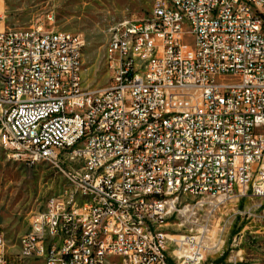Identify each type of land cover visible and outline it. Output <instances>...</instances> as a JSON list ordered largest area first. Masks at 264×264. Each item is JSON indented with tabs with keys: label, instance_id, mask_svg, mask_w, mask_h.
<instances>
[{
	"label": "built area",
	"instance_id": "built-area-1",
	"mask_svg": "<svg viewBox=\"0 0 264 264\" xmlns=\"http://www.w3.org/2000/svg\"><path fill=\"white\" fill-rule=\"evenodd\" d=\"M53 25L0 14V148L65 181L15 253L0 230V264H202V208L264 200V0H154L109 29L92 90L83 37Z\"/></svg>",
	"mask_w": 264,
	"mask_h": 264
},
{
	"label": "rangeland",
	"instance_id": "rangeland-1",
	"mask_svg": "<svg viewBox=\"0 0 264 264\" xmlns=\"http://www.w3.org/2000/svg\"><path fill=\"white\" fill-rule=\"evenodd\" d=\"M154 0H5L2 14L9 28H28L54 17L58 31L79 34L85 41L82 52L83 88H105L110 72L103 51L109 29L124 20L147 18ZM45 26H47L45 24ZM184 43L191 46L192 40ZM65 181L45 163L29 165L11 160L0 148V230L10 252L17 251L18 239L29 228L32 214L42 210L46 200L58 194ZM190 202V200H187ZM204 206L209 228L207 250L202 264H264V200H227ZM262 204L258 210L255 206ZM170 234H182L172 218Z\"/></svg>",
	"mask_w": 264,
	"mask_h": 264
},
{
	"label": "bare ground",
	"instance_id": "bare-ground-1",
	"mask_svg": "<svg viewBox=\"0 0 264 264\" xmlns=\"http://www.w3.org/2000/svg\"><path fill=\"white\" fill-rule=\"evenodd\" d=\"M226 2H233V0H226ZM81 234L92 235V227H81ZM39 235H47V228H39ZM27 252L40 253V245H27ZM29 263L47 264V259L44 257H37L34 260H26V264Z\"/></svg>",
	"mask_w": 264,
	"mask_h": 264
},
{
	"label": "crops",
	"instance_id": "crops-1",
	"mask_svg": "<svg viewBox=\"0 0 264 264\" xmlns=\"http://www.w3.org/2000/svg\"><path fill=\"white\" fill-rule=\"evenodd\" d=\"M4 7H5V0H0V14H2ZM29 264H31V263H29ZM33 264H40V263H33Z\"/></svg>",
	"mask_w": 264,
	"mask_h": 264
}]
</instances>
